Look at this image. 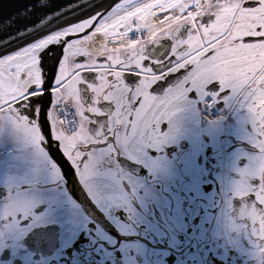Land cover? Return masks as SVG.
I'll use <instances>...</instances> for the list:
<instances>
[{"label":"snow or ice","instance_id":"snow-or-ice-1","mask_svg":"<svg viewBox=\"0 0 264 264\" xmlns=\"http://www.w3.org/2000/svg\"><path fill=\"white\" fill-rule=\"evenodd\" d=\"M0 264H264V0H0Z\"/></svg>","mask_w":264,"mask_h":264},{"label":"water","instance_id":"water-1","mask_svg":"<svg viewBox=\"0 0 264 264\" xmlns=\"http://www.w3.org/2000/svg\"><path fill=\"white\" fill-rule=\"evenodd\" d=\"M5 6H7V0H5Z\"/></svg>","mask_w":264,"mask_h":264}]
</instances>
